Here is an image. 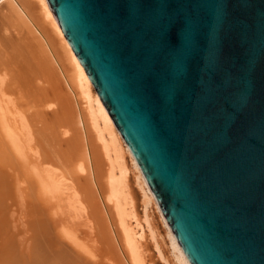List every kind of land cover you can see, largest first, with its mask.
Listing matches in <instances>:
<instances>
[{
	"label": "water",
	"instance_id": "obj_1",
	"mask_svg": "<svg viewBox=\"0 0 264 264\" xmlns=\"http://www.w3.org/2000/svg\"><path fill=\"white\" fill-rule=\"evenodd\" d=\"M191 264H264V0H47Z\"/></svg>",
	"mask_w": 264,
	"mask_h": 264
},
{
	"label": "bare ground",
	"instance_id": "obj_2",
	"mask_svg": "<svg viewBox=\"0 0 264 264\" xmlns=\"http://www.w3.org/2000/svg\"><path fill=\"white\" fill-rule=\"evenodd\" d=\"M150 245L191 264L48 1L0 0V264H154Z\"/></svg>",
	"mask_w": 264,
	"mask_h": 264
},
{
	"label": "rangeland",
	"instance_id": "obj_3",
	"mask_svg": "<svg viewBox=\"0 0 264 264\" xmlns=\"http://www.w3.org/2000/svg\"><path fill=\"white\" fill-rule=\"evenodd\" d=\"M127 158H128V160L130 159L129 156H127ZM129 163H130V160H129ZM134 185H135V183H134ZM134 187H135L136 191L138 192V187L136 185ZM139 199L137 201V208H138V211L140 212V214H143V212H142L143 211V208L141 206V201ZM149 210H150L151 214L154 217V221L156 222L157 229L160 231V234L163 236L164 234H166V227H165V225L163 224V221L161 220V218L158 215L159 214L158 213V210L155 208V206L153 204H152V206L149 205ZM152 211H154V212H152ZM162 240L164 241V242L162 241L163 242L164 249L166 250V253L169 254V248L167 246L169 244V240H168L167 236L164 235L162 237ZM149 244H151V243H149ZM149 251H150L149 252L150 255L152 256V260H153L154 264H161L162 261L159 258H157V256L154 254L153 247L151 245L149 247Z\"/></svg>",
	"mask_w": 264,
	"mask_h": 264
}]
</instances>
